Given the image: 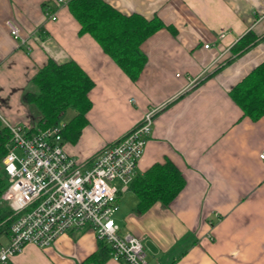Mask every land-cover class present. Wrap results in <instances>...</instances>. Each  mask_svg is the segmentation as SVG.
<instances>
[{
	"label": "crops",
	"instance_id": "crops-1",
	"mask_svg": "<svg viewBox=\"0 0 264 264\" xmlns=\"http://www.w3.org/2000/svg\"><path fill=\"white\" fill-rule=\"evenodd\" d=\"M54 1L0 0V114L12 123L26 120L34 108L23 94L32 76L48 59L74 60L94 85L87 123L76 140H62L63 149L89 162L157 108L136 173L170 160L184 177L169 205L156 202L142 213L137 198L121 206L120 192L114 215L120 234L140 238L151 264H264V115L251 120L229 95L264 59V0H105L165 24L141 43L146 63L136 81L90 34L79 33L67 5L48 20L43 4L54 9ZM7 19L25 44L9 33ZM248 30L258 40L234 55L232 47ZM7 239L1 236L0 244ZM98 242L86 226L45 247L27 243L12 261L79 264ZM101 264L124 263L110 256Z\"/></svg>",
	"mask_w": 264,
	"mask_h": 264
},
{
	"label": "built area",
	"instance_id": "built-area-1",
	"mask_svg": "<svg viewBox=\"0 0 264 264\" xmlns=\"http://www.w3.org/2000/svg\"><path fill=\"white\" fill-rule=\"evenodd\" d=\"M68 1L55 0L54 9L46 6L45 17L55 20L57 9ZM5 25L20 45L26 43L15 22L7 19ZM156 110L149 108L139 123L103 146L89 162L63 149L64 124L32 129L0 114L11 135L2 157L9 179L2 198L15 214L8 239L0 244V264H14L13 256L27 243L45 247L59 234L86 226L110 247L111 257L124 264H151L141 239L120 234L114 215L118 194L136 175ZM260 158L264 159V150Z\"/></svg>",
	"mask_w": 264,
	"mask_h": 264
},
{
	"label": "trees",
	"instance_id": "trees-1",
	"mask_svg": "<svg viewBox=\"0 0 264 264\" xmlns=\"http://www.w3.org/2000/svg\"><path fill=\"white\" fill-rule=\"evenodd\" d=\"M66 5L80 25L79 33L90 34L124 73L136 81L146 63L140 45L165 26L162 20L157 16L146 18L136 12L123 13L105 0H69ZM46 6L50 5L43 4V8ZM257 40V35L248 30L232 47L233 54H241ZM31 81L32 88L23 94V100L38 112L32 129L57 124L60 114L71 107L75 114L64 124L61 135L62 140H76L87 123L85 115L91 107L88 93L94 85L93 80L72 59L60 63L48 59ZM229 95L243 115L251 120H258L264 115V59L231 88ZM10 137L9 129L0 119V237L9 236L15 217L2 198L9 185L2 157ZM184 183L178 167L165 160L153 163L142 173H136L128 188L137 198L136 211L142 213L156 202L169 205L183 189ZM110 256V247L99 240L97 249L79 264H101Z\"/></svg>",
	"mask_w": 264,
	"mask_h": 264
},
{
	"label": "rangeland",
	"instance_id": "rangeland-1",
	"mask_svg": "<svg viewBox=\"0 0 264 264\" xmlns=\"http://www.w3.org/2000/svg\"><path fill=\"white\" fill-rule=\"evenodd\" d=\"M33 108V107H32ZM27 115H28V118L22 122H18L19 124L22 123V125H26L28 128L31 126V124H35L38 117V112L36 111V109L34 108L33 110L30 109L29 111L26 112ZM75 114V111L74 109H72L71 107H68L64 112H62L59 116V119H58V122L57 124H61L63 121H69L73 115ZM2 116V115H1ZM3 117V116H2ZM4 120L8 121V122H11L9 121L8 119H6L5 117H3ZM124 195H123V198L121 200V206H124V207H131L134 202L136 201V197L134 196V194L131 192V190H125L122 192ZM118 219V218H117ZM1 238V237H0Z\"/></svg>",
	"mask_w": 264,
	"mask_h": 264
}]
</instances>
